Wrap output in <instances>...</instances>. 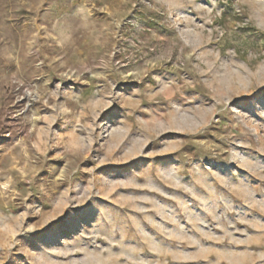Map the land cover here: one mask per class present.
Listing matches in <instances>:
<instances>
[{
	"label": "rangeland",
	"instance_id": "374dc122",
	"mask_svg": "<svg viewBox=\"0 0 264 264\" xmlns=\"http://www.w3.org/2000/svg\"><path fill=\"white\" fill-rule=\"evenodd\" d=\"M0 264H264V0H0Z\"/></svg>",
	"mask_w": 264,
	"mask_h": 264
}]
</instances>
